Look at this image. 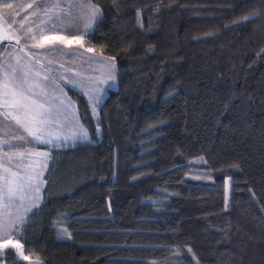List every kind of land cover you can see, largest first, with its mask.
I'll use <instances>...</instances> for the list:
<instances>
[{"label": "trees", "instance_id": "trees-1", "mask_svg": "<svg viewBox=\"0 0 264 264\" xmlns=\"http://www.w3.org/2000/svg\"><path fill=\"white\" fill-rule=\"evenodd\" d=\"M92 1L118 88L93 112L66 86L91 139L50 148L14 238L43 264H264V3Z\"/></svg>", "mask_w": 264, "mask_h": 264}, {"label": "crops", "instance_id": "crops-1", "mask_svg": "<svg viewBox=\"0 0 264 264\" xmlns=\"http://www.w3.org/2000/svg\"><path fill=\"white\" fill-rule=\"evenodd\" d=\"M52 2L53 0H47V5H50ZM4 3H11L13 7L11 9L3 8L2 5ZM38 3H40V0H0V36L11 35L14 37L11 41L6 39L0 40V42H7L0 55V63L7 60L8 63L16 65L15 58H8V53L12 52L13 46H15L13 57L19 58L18 66H23L30 62L29 53L36 59H39L44 66L43 70L37 66L33 68V71L40 72L41 77L45 74L48 75L49 82L43 86L46 88L51 98V104L53 105V116L44 131L45 139H50L51 143H42L40 141L22 143L16 140L14 135L6 136L0 134V140H10L9 145L0 146V165L9 167L13 171H18L19 175L25 178V190L23 193H37L35 186L37 184L39 185L37 197L34 195L31 197L27 196L28 202L23 207L19 202H16L17 207L23 209L22 211L20 210V215H24L25 220L31 210L37 207L42 201L45 186L44 176L48 169L51 156L50 148L88 142L91 139L90 133L83 125L78 108L69 96L65 84L80 91L87 98L99 97L102 101L105 100L110 90L118 88L117 62L115 60V67L112 68L109 62L101 59L100 54L88 52L86 51L87 48H81L76 44H73L71 48L63 47L61 52L32 48L31 43H34V41H29L26 44L25 34L29 28L39 38V29L37 27L39 19L38 14L35 12ZM81 4L85 7L81 8ZM87 5L98 6L92 0H74L72 8L66 9L72 13V16L71 18H63L62 23H57L56 26L60 29L57 34L83 36V29L87 28L88 32L92 31L99 17L91 20L89 18L88 8L86 7ZM45 6L41 5V8ZM8 25H11V27L9 28ZM75 29H80L81 31H75ZM16 38H19V44H16ZM21 49L24 50L21 51ZM71 52L77 54L69 55L68 53ZM103 57L108 58L109 61L112 58L105 55ZM49 61H51V64L48 63ZM52 70L56 73L57 78ZM110 74L114 75V80L108 78ZM69 81L72 82L69 83ZM60 100L64 101L63 105L59 104ZM41 102L47 103L42 98ZM57 109H59L58 112ZM2 131L3 126L0 125V132ZM10 131L16 134H24L22 132H16L14 127ZM85 132L87 134L86 138L82 135ZM5 153L8 156H11V153H31V155H25L23 157L12 156V159L9 161L8 157L4 156ZM41 153H47L48 156L40 155ZM14 161H22V164L17 166ZM14 207L15 204L13 205ZM26 209L29 210L26 212ZM9 224L11 223L9 222ZM10 231L12 232L13 230L10 229Z\"/></svg>", "mask_w": 264, "mask_h": 264}, {"label": "snow or ice", "instance_id": "snow-or-ice-1", "mask_svg": "<svg viewBox=\"0 0 264 264\" xmlns=\"http://www.w3.org/2000/svg\"><path fill=\"white\" fill-rule=\"evenodd\" d=\"M74 0H53L50 5H47V0H40V3L36 5L35 12L38 14L39 24V38L36 34L32 33V29L29 28L25 34L26 44L29 41L32 48L47 49L49 51L61 52L63 47L71 48L73 44L83 48V37L80 35H62L57 34L60 29L57 28V23H62L63 18H71L72 13L66 9H71ZM264 3V0H261ZM41 5H46L41 8ZM62 5H64L62 7ZM3 8L11 9L13 5L11 3H4ZM31 7V5H29ZM84 8V5H80ZM89 18L94 20L102 15V10L98 6L87 5ZM260 12L253 11L248 15H245L235 23H246L251 20L259 19ZM10 28L11 25H8ZM75 31H81L75 29ZM85 35L91 34L87 28L83 29ZM14 37L11 35L0 36V40L6 39L11 41ZM19 38H16V44H19ZM24 49H21L23 51ZM86 51L93 52L92 48H87ZM15 52V46H13L12 52L8 53L9 59H16V65L8 63L7 60L0 63V125L3 126L2 135H14L15 139L22 143H31L32 141H40L42 143H51L50 139H45L44 131L45 127L50 123L53 116V105L51 104V98L43 86L49 82V77L45 74L41 77L40 72H34V67H40L43 70V64L39 59H36L31 53H29L28 64L23 66L19 65V58L13 57ZM69 55H76L77 53L71 52ZM100 57L105 62H109L112 68L115 67L112 57L110 61L108 58H104L103 54ZM51 64V61L48 62ZM62 67V65H61ZM31 76V79H30ZM109 79L114 80V75L110 74ZM72 81H69L71 83ZM38 89V90H37ZM41 98L45 102H41ZM93 102V112H95L94 104L99 100V97H90ZM60 105L64 104L63 100L59 101ZM59 109H57V112ZM15 128L16 132H22L24 134H16L10 131L11 128ZM84 138L87 137L86 132L82 133ZM10 140H0V146L9 145ZM25 155H31V153H13L12 156L23 157ZM45 157L47 153H41ZM4 156L8 157L9 161L12 156H8L7 153ZM24 177L19 175L18 171H13L9 167H3L0 165V208L7 209L10 205L23 200ZM35 179V178H32ZM35 191L39 192V185L35 186ZM29 209H26L27 212ZM18 224L5 225L0 222V252L3 249L11 248L13 255L17 257V262L28 260L29 257L25 256L22 251V245L19 243H13L11 240L12 232L14 230L16 235H22L21 226L25 220L24 215L17 217ZM66 231V230H65ZM31 264H43L39 259L32 261Z\"/></svg>", "mask_w": 264, "mask_h": 264}, {"label": "rangeland", "instance_id": "rangeland-1", "mask_svg": "<svg viewBox=\"0 0 264 264\" xmlns=\"http://www.w3.org/2000/svg\"><path fill=\"white\" fill-rule=\"evenodd\" d=\"M115 62H117L116 60H115ZM52 72H54L53 70H52ZM116 72H117V66H116ZM55 73V72H54ZM55 76H56V73L54 74ZM56 78H57V76H56ZM118 78V77H117ZM62 83V82H61ZM63 85H64V83H63ZM65 86H67L66 84H65ZM68 87H70V86H68ZM85 96V95H84ZM108 96V95H107ZM106 96V97H107ZM86 97V96H85ZM105 97V98H106ZM87 98V97H86ZM87 100L93 105V102L90 100V98H87ZM103 103V101L99 98V100L97 101V102H95V106H100L101 104ZM11 156H12V153H11ZM15 162V161H14ZM15 164L18 166V165H21L22 164V161L21 162H15ZM195 177H193V178H191L190 179V181H191V183H193V184H196V185H209L210 183H211V181L213 180V177L212 176H207V177H205V176H203V175H194ZM36 196L37 197V193H23V200L22 201H18L19 203H20V205L23 207L24 206V204H26L28 201V199H27V196ZM229 201V199L227 200V202ZM36 202V201H35ZM35 202H32V203H35ZM37 203V202H36ZM15 204V207H17V204L16 203H14ZM14 204H12V205H10L7 209H4V208H0V222H3L5 225H9V222L13 225H15L17 222L19 223V221L17 220V217L18 216H20V214H21V211L23 210V209H19V207H17V208H13V205ZM26 206V205H25ZM21 210V211H20ZM17 223V224H18ZM11 240H12V242L13 243H19L20 245H22L23 246V244L20 242V241H18L17 239H15L14 238V230L12 231V234H11ZM8 249H11V248H8ZM7 249H3L2 250V252H0V264H5V262H3L2 261V257L4 256V253H5V251H6ZM22 251H23V253H24V255L25 256H27V257H29L27 254H26V252H25V250H24V247H22ZM38 258H31V257H29V259L28 260H25L26 261V264H31V262L32 261H35V260H37ZM40 260V259H39Z\"/></svg>", "mask_w": 264, "mask_h": 264}]
</instances>
